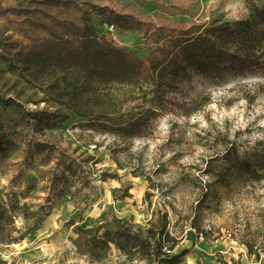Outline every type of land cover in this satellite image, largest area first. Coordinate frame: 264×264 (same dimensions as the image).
Listing matches in <instances>:
<instances>
[{
    "label": "rangeland",
    "instance_id": "obj_1",
    "mask_svg": "<svg viewBox=\"0 0 264 264\" xmlns=\"http://www.w3.org/2000/svg\"><path fill=\"white\" fill-rule=\"evenodd\" d=\"M81 1L135 10L157 24L183 25L242 19L264 2ZM103 27L100 32L115 44L146 55L138 30L106 32ZM18 79L0 59L1 93L19 99L26 111L60 110L67 117L57 127L38 124L31 116L17 119L14 114L16 122L4 120L8 140L0 154V264H115L124 258L114 247L101 260L79 251L76 228L103 223L114 230V216L145 225L157 210L168 214V231L177 239L174 252L188 250L181 264L264 260V178L240 179L226 188L214 185L211 193L204 192L225 163L227 150L242 155L264 144V74L217 79L195 75L180 82L131 139L89 126L49 102L40 85ZM100 89L126 115L155 106L151 83ZM125 190L129 196H123ZM20 235L24 237L16 241Z\"/></svg>",
    "mask_w": 264,
    "mask_h": 264
},
{
    "label": "trees",
    "instance_id": "obj_2",
    "mask_svg": "<svg viewBox=\"0 0 264 264\" xmlns=\"http://www.w3.org/2000/svg\"><path fill=\"white\" fill-rule=\"evenodd\" d=\"M104 23L138 30L146 55L115 44L100 32ZM0 59L19 81L43 87L52 104H60L89 126L131 139L141 133L162 108L164 96L180 82H190L195 75L217 79L264 74V2L242 19L183 25L157 24L135 10L121 11L90 1L0 0ZM116 83L137 87L151 83L154 108L132 115L120 112V105L100 89ZM18 100L0 92V154L8 140L5 118L16 122L31 116L38 124L57 127L67 117L60 110L26 111ZM222 158L225 163L212 174L204 192L211 193L214 185L226 188L240 179L264 178V144L242 155L227 150ZM123 196L129 193L125 190ZM112 221L114 230L103 223L77 227V249L92 260H101L114 247L124 258L115 264H181L188 253L187 249L174 252L177 239L168 231L166 211H154L145 225L115 216Z\"/></svg>",
    "mask_w": 264,
    "mask_h": 264
},
{
    "label": "built area",
    "instance_id": "obj_3",
    "mask_svg": "<svg viewBox=\"0 0 264 264\" xmlns=\"http://www.w3.org/2000/svg\"><path fill=\"white\" fill-rule=\"evenodd\" d=\"M102 26H104L106 29H108V30H113L115 27L113 26V25H107V24H103ZM198 239L200 240V241H202L203 239H204V235H203V233L202 232H200L199 234H198ZM165 251L166 252H170L169 250H166L165 249Z\"/></svg>",
    "mask_w": 264,
    "mask_h": 264
}]
</instances>
